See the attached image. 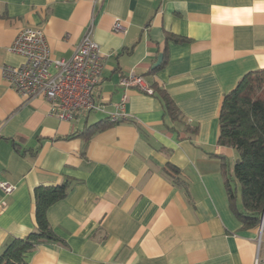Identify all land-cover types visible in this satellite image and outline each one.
<instances>
[{
    "label": "crops",
    "instance_id": "1",
    "mask_svg": "<svg viewBox=\"0 0 264 264\" xmlns=\"http://www.w3.org/2000/svg\"><path fill=\"white\" fill-rule=\"evenodd\" d=\"M27 27L44 32L57 59H70L92 28L101 118L61 121L49 102L4 82L2 69L24 62L10 48ZM261 69L264 0H0V182L17 187L0 189V253L35 230V188L70 180L48 211L60 241L38 246L28 264H264V230L238 220L240 186L233 202L227 193L237 153L217 144L224 95ZM130 73L165 90L181 122L156 94L120 86ZM124 95L125 120L88 142L71 138L110 118Z\"/></svg>",
    "mask_w": 264,
    "mask_h": 264
},
{
    "label": "trees",
    "instance_id": "2",
    "mask_svg": "<svg viewBox=\"0 0 264 264\" xmlns=\"http://www.w3.org/2000/svg\"><path fill=\"white\" fill-rule=\"evenodd\" d=\"M167 38L168 41H184L174 35ZM151 88L153 95L160 99L166 115L174 123L181 122V112L170 95L157 86ZM119 122L108 118L88 126L80 135L71 138L82 137L88 142L96 133ZM219 126L218 146L237 153L234 169L226 174L225 179L229 200L234 201L235 184H238L242 199V208L236 212L238 220L244 228L260 227L264 218V69L247 73L224 95ZM186 127L191 134L196 132V128ZM167 170L178 180L180 170L176 166L168 165ZM72 186L73 182L66 180L59 185L35 188V230L24 238L9 240L0 253V264H28L38 246L60 241L49 222L48 211L66 198Z\"/></svg>",
    "mask_w": 264,
    "mask_h": 264
},
{
    "label": "built area",
    "instance_id": "3",
    "mask_svg": "<svg viewBox=\"0 0 264 264\" xmlns=\"http://www.w3.org/2000/svg\"><path fill=\"white\" fill-rule=\"evenodd\" d=\"M126 30L120 22L114 25L115 32L125 33ZM10 51L22 56L24 62L19 66H5L2 69L4 82L27 100L42 98L49 102L51 116L76 123L94 112L104 111L101 95L103 55L99 44L92 38V28L86 31L70 59L54 58L44 32L37 27L21 30ZM119 85L149 95L154 93L145 78L134 73L122 76ZM126 99L124 95L118 111L110 115L112 122L125 120ZM0 189L5 195H11L17 187L3 181ZM263 230L264 218L260 237Z\"/></svg>",
    "mask_w": 264,
    "mask_h": 264
},
{
    "label": "rangeland",
    "instance_id": "4",
    "mask_svg": "<svg viewBox=\"0 0 264 264\" xmlns=\"http://www.w3.org/2000/svg\"><path fill=\"white\" fill-rule=\"evenodd\" d=\"M102 115H104V114H102V113H99V112H94V113H92V115L90 116V119L89 120H93L95 117H98L99 116V118H101L102 117ZM81 123V122H80ZM232 163H233V166H234V164H235V161H232Z\"/></svg>",
    "mask_w": 264,
    "mask_h": 264
},
{
    "label": "water",
    "instance_id": "5",
    "mask_svg": "<svg viewBox=\"0 0 264 264\" xmlns=\"http://www.w3.org/2000/svg\"><path fill=\"white\" fill-rule=\"evenodd\" d=\"M162 59H163V55H160L155 66H158L161 63Z\"/></svg>",
    "mask_w": 264,
    "mask_h": 264
},
{
    "label": "bare ground",
    "instance_id": "6",
    "mask_svg": "<svg viewBox=\"0 0 264 264\" xmlns=\"http://www.w3.org/2000/svg\"><path fill=\"white\" fill-rule=\"evenodd\" d=\"M28 28V27H27Z\"/></svg>",
    "mask_w": 264,
    "mask_h": 264
}]
</instances>
